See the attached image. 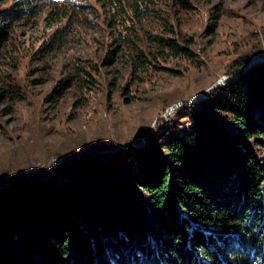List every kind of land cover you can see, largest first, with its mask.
<instances>
[{
    "label": "trees",
    "instance_id": "trees-1",
    "mask_svg": "<svg viewBox=\"0 0 264 264\" xmlns=\"http://www.w3.org/2000/svg\"><path fill=\"white\" fill-rule=\"evenodd\" d=\"M12 11L0 12V65ZM130 36L139 69L145 56ZM154 39L158 55H190ZM253 58L235 60L238 74L206 98L174 108L190 122L182 133L160 128L121 150V169L97 155L56 173L59 184H1L0 264H264V60ZM4 76L0 68V84Z\"/></svg>",
    "mask_w": 264,
    "mask_h": 264
},
{
    "label": "rangeland",
    "instance_id": "rangeland-1",
    "mask_svg": "<svg viewBox=\"0 0 264 264\" xmlns=\"http://www.w3.org/2000/svg\"><path fill=\"white\" fill-rule=\"evenodd\" d=\"M186 1L138 0L134 17L129 0H0V12L13 10L0 65V185L59 184L65 177L56 173L97 155L119 170L126 146L145 144L160 128H189L175 109L225 85L235 60H264V0ZM129 35L145 56L139 69ZM156 37L190 55L156 54Z\"/></svg>",
    "mask_w": 264,
    "mask_h": 264
},
{
    "label": "water",
    "instance_id": "water-1",
    "mask_svg": "<svg viewBox=\"0 0 264 264\" xmlns=\"http://www.w3.org/2000/svg\"><path fill=\"white\" fill-rule=\"evenodd\" d=\"M254 61H256V60H254ZM238 73H235V74H233L230 78H233V77H235L236 75H237ZM217 86H219V83L217 82L215 85H213V86H211L208 90H207V92H209L210 90H212L213 88H215V87H217ZM178 105H181L180 103H178V104H174V105H172L171 106V110H173L175 107H177ZM151 130V129H150ZM149 130V131H150Z\"/></svg>",
    "mask_w": 264,
    "mask_h": 264
}]
</instances>
